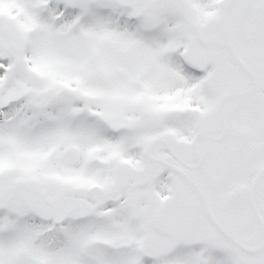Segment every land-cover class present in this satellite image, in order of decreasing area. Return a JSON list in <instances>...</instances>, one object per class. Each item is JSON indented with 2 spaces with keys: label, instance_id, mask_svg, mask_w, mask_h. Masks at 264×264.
<instances>
[{
  "label": "snow or ice",
  "instance_id": "snow-or-ice-1",
  "mask_svg": "<svg viewBox=\"0 0 264 264\" xmlns=\"http://www.w3.org/2000/svg\"><path fill=\"white\" fill-rule=\"evenodd\" d=\"M0 264H264V0H0Z\"/></svg>",
  "mask_w": 264,
  "mask_h": 264
}]
</instances>
